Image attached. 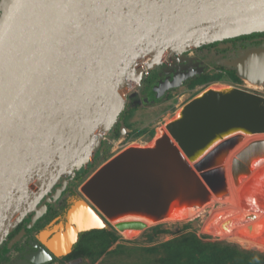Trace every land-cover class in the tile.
Masks as SVG:
<instances>
[{"label":"water","instance_id":"water-1","mask_svg":"<svg viewBox=\"0 0 264 264\" xmlns=\"http://www.w3.org/2000/svg\"><path fill=\"white\" fill-rule=\"evenodd\" d=\"M258 33L264 34V0H0V244L60 178L87 166L152 67ZM227 65L262 87L264 44ZM164 129L152 146L129 147L96 169L55 234H40L49 252L31 242L40 246V259L31 255L26 264L69 253L58 255L68 240L60 251L51 247L61 230L75 236L71 248L81 233L105 229L110 219L140 215L161 224L175 211L222 197L230 153L244 134L264 135V96L209 89ZM261 158L264 139L237 151L232 181L250 175ZM70 216L77 217L72 225Z\"/></svg>","mask_w":264,"mask_h":264},{"label":"rangeland","instance_id":"rangeland-1","mask_svg":"<svg viewBox=\"0 0 264 264\" xmlns=\"http://www.w3.org/2000/svg\"><path fill=\"white\" fill-rule=\"evenodd\" d=\"M233 60L235 59L228 60L225 63L218 65V68H216L219 70L218 73H215L212 68L207 70L206 73H210L209 75L206 74L207 78L221 74V79L219 81H212L205 89L200 91L189 92L185 89V86L176 87L177 89H174L172 92L163 96H158L153 103H149L140 98V94H142L143 91L146 92L147 87L141 88L142 84H140V86L131 90L130 95H134L135 98L128 97L127 100H129V102H126L125 109L118 116L115 124L118 127L117 136H110V144L107 154L94 165L92 170L87 173L84 178L89 177V175H91V173L98 169L102 164L129 147L152 146L154 141L159 137L158 130L162 129V132H165V125L177 118V113L182 109L183 105L206 90H223L227 87H244L248 91L264 96V84L261 87L256 81L250 79L243 81L240 77V82L235 83L231 81L230 76L227 73L221 70L222 66L234 70L227 65V63L231 64ZM156 68H158V66H154L150 69L152 72L150 78H148L150 81H152L153 77H156ZM141 69L145 70L146 66H142ZM249 81H253L254 83H257V85L252 84L253 86L256 85L253 87ZM246 137L248 136L244 134V139L240 141L236 147H239L244 143ZM263 138L264 137H262V139ZM253 140L256 139L250 141ZM250 141L246 142L242 147L246 146ZM261 161L264 162V158L255 160L254 163H259ZM248 176H241L240 181L246 179ZM231 183L235 187L241 185L240 182L235 184L232 181V178ZM229 195L230 192L228 187L227 193L220 197L219 200L213 201V199H211L207 205H203V214L201 213L182 220L169 219L166 223L161 224H155V222H153L146 228L139 230L137 235L129 238L120 234L119 231L109 222L110 224L107 223V228L105 229H109V227L112 228V230L116 231L119 235L120 239L115 244L111 245L107 249V252L114 250L118 245H122L119 252L113 253L112 255H109L106 252V254H102L94 263L90 262L88 258L82 257L78 258L79 260L68 259L61 263L56 262L54 264H158L155 261L157 257L145 253L143 248L166 242L187 232H193L198 237H208L209 241L225 242L236 245L243 250L264 253V197H262L261 194H257V197L256 195L253 196L252 192L251 194H247V197L245 195V199L251 197L253 202H257L258 204L256 206L257 208H250L245 203L243 205L238 197H236V199L232 198L234 200H231V198H228ZM185 224H190L189 228L183 229ZM257 224L259 226L256 237L253 232L249 234L245 233L248 228L254 227ZM157 225H160V229L169 231V233L163 232L154 235L152 228ZM212 225L215 227L214 232L211 230L212 228H209Z\"/></svg>","mask_w":264,"mask_h":264},{"label":"flooded vegetation","instance_id":"flooded-vegetation-1","mask_svg":"<svg viewBox=\"0 0 264 264\" xmlns=\"http://www.w3.org/2000/svg\"><path fill=\"white\" fill-rule=\"evenodd\" d=\"M263 44L264 34H260L254 38L212 44L201 49L198 48L185 52L180 56L172 57L156 68V77H153L152 81L148 79L152 74L151 70L145 75L144 80L142 79L141 82V88L147 87V90L140 94V98L144 99L146 102L153 103V101L158 98L157 91H162L160 96H163L177 89L176 87L185 86V89L189 92L203 90L212 81H202L192 87H190V83L197 78L206 76V74H208L206 73L207 70L211 68L215 73H218L219 70L216 68H218L217 66L221 63L223 64L228 60L237 59L241 56L242 52L258 49L262 47ZM220 46L226 48L224 52H221ZM128 97L135 98L134 95ZM127 101L129 102V100ZM109 140L110 139L106 138L101 142L100 147L94 152L92 159L85 168L78 170L73 177L64 175L60 178L51 190L40 199L34 209H32L24 219L6 235V238L0 244V264L30 263L28 257L39 254L40 246L44 250H47L39 239L40 234L42 233L41 236L43 239L47 238V240H49L51 236L55 234L54 232L58 229L59 224L65 222L67 209L75 199L81 198L78 189L88 178H84L87 174V169L91 164L99 162L100 159L107 154L110 144ZM43 208H45L44 211ZM37 211H42L41 216L35 221L31 228L27 229L31 217L34 216ZM54 227H57V229L54 230ZM23 231L24 233H22ZM61 231L60 233L62 234ZM69 234L70 233L66 232L63 237ZM82 234L83 233L78 236L77 241L69 248V253L66 251V255H63L65 253L60 254L63 255L60 258H56L50 253L52 259L43 261L40 264H54L56 262L61 263L65 261V258L73 252ZM18 236L19 238H17ZM63 237L55 235L53 237L54 240L52 239L51 241H53L52 243L58 242L57 238L65 240ZM31 242L39 244L40 246H34ZM61 247H57V250L60 251ZM61 252L62 250L60 253Z\"/></svg>","mask_w":264,"mask_h":264},{"label":"trees","instance_id":"trees-1","mask_svg":"<svg viewBox=\"0 0 264 264\" xmlns=\"http://www.w3.org/2000/svg\"><path fill=\"white\" fill-rule=\"evenodd\" d=\"M259 35L260 34L244 35L227 40V42L254 38ZM216 43H211L206 46ZM220 49L221 52H224L226 48L223 47ZM221 70L230 76L232 82H240V78L236 76L234 70L227 69L224 66L221 67ZM220 79L221 74H217L211 78L202 76L201 78L193 80L190 83V87L202 81H219ZM115 126L111 131V136L114 137H116L118 133V127ZM97 163L98 162L91 164L86 173H89ZM189 225L190 224H185L183 229L189 228ZM159 227L160 225H157L152 228L154 235L163 232L169 233V231L162 230ZM119 239V235L110 227L109 229L85 232L81 235L71 255L65 258V260L83 257L88 258L90 262L94 263L102 254H106L107 249ZM121 246L122 245H118L114 250L107 253L109 255L117 253L121 250ZM143 251L147 254L156 256L157 258L155 261L158 264H264V253L243 250L236 245L225 242L209 241L208 237H198L193 232H187L166 242L143 248Z\"/></svg>","mask_w":264,"mask_h":264},{"label":"bare ground","instance_id":"bare-ground-1","mask_svg":"<svg viewBox=\"0 0 264 264\" xmlns=\"http://www.w3.org/2000/svg\"><path fill=\"white\" fill-rule=\"evenodd\" d=\"M139 66H140V69H141L142 66H146V65H144L142 62H140ZM249 82L251 83V86H253L252 84H256L257 85V83H254L253 81H249ZM255 86H253V87H255ZM228 89H230V88H228V87L224 88V90H228ZM179 112L177 113L176 117H179ZM158 131H159L158 132V136H159L160 133H162V129H159ZM246 136H248V137H246L245 142L242 143L239 147H236V149L230 153V155L228 156V158L225 161L227 182H228V187H229V192H230V195H229L228 198H231V200H234V199H236V197H238V199L243 203V205L245 203L250 208L251 207L252 208H257L256 207L258 205L257 202H253V199L251 197L250 198L248 197V199H245V195L247 197L248 196L247 194H251V192H252L253 196L256 195V197H257L258 196L257 194H261V196L264 197V162L263 161H261L259 163L252 164L251 174L248 177H246V179H242L241 181L239 179V182L241 184L239 187H235L231 183V176H230V169H229V167H230V159L233 157V155L237 151H239L240 149L243 148L242 146L244 144H246V142H248V141H250L252 139H262V137H264V135H251V134H246ZM232 198H234V199H232ZM212 199H213V201L219 200L217 198H212ZM203 210H204L203 205H197L195 207H190V206L189 207H185V208H183L181 210L175 211L173 213V215L169 219L182 220V219L190 218L192 216L199 215L201 213L203 214ZM73 217H75V218H73ZM73 217L70 216L71 219L69 221V225H72V224H74L76 222L77 217L76 216H73ZM109 222L114 227H117L118 224H120V223H135L134 225H128V226H126L124 228L118 229L120 234H122L124 237L129 238V237L137 235L139 233V230H142L143 228H146L147 226L151 225L153 222H155V220L153 218L143 217V216H140V215H129V216H122V217H117V218H114V219H110ZM258 226L259 225L257 224L254 227L248 228L245 233L249 234V233L253 232L255 234L254 236L256 237ZM209 228H212L211 230H213V232L215 231L214 230L215 227L213 225L210 226ZM70 231L71 230L68 228V230L66 232L70 233V234L65 236V237H63L64 234H61V233L57 234L59 237L65 238V240L57 238L58 242L52 243L53 241H51V243H52V244L50 243L51 247L53 249L57 250L58 249L57 247H61V245L62 246L65 245L67 240H68L69 245L68 246H64L63 249H62V252L59 253L58 255L63 254L66 251H68L69 248H70L69 246H71V244L74 242V239H75L74 237L75 236H72V232H70ZM245 236H247V235H245ZM255 237H252V238H255ZM248 240H249V238H248ZM37 255H39V254H34L33 256L30 257V259L33 257V259L37 260V262H38L40 258ZM45 260H47L46 257L44 259L40 260V262L41 261H45Z\"/></svg>","mask_w":264,"mask_h":264},{"label":"built area","instance_id":"built-area-1","mask_svg":"<svg viewBox=\"0 0 264 264\" xmlns=\"http://www.w3.org/2000/svg\"><path fill=\"white\" fill-rule=\"evenodd\" d=\"M241 89H244V90H246L244 87H242Z\"/></svg>","mask_w":264,"mask_h":264}]
</instances>
